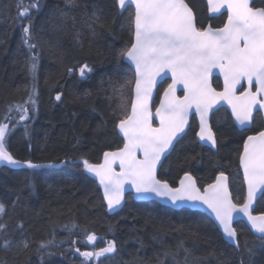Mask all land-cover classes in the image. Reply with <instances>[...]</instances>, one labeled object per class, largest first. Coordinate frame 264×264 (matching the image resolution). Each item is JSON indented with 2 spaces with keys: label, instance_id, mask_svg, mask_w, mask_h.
<instances>
[{
  "label": "trees",
  "instance_id": "1",
  "mask_svg": "<svg viewBox=\"0 0 264 264\" xmlns=\"http://www.w3.org/2000/svg\"><path fill=\"white\" fill-rule=\"evenodd\" d=\"M33 2L22 0L25 6ZM193 3L199 25L217 26L223 21L224 16H208L204 0ZM256 3L262 6L261 0ZM94 10H99L100 21L92 19ZM130 11L121 13L116 0H74L72 6H66L65 0H41L40 10H32L21 21L17 19L18 0H0V122L9 124L7 148L17 160L56 165L34 170L11 165L0 168V202L6 206L0 223L7 225L0 230V241H14L8 248L0 243V264H84L75 249L92 250L86 244L89 234H95L98 247L109 240L116 242L117 252L101 258L99 264H156L157 255L180 240L193 247L189 229L210 238L208 243L196 241V255L214 247L218 255L223 253L220 259L240 264L247 241L249 246L257 245L252 264H264V245L242 225L237 229L241 245L237 251L199 211L174 210L155 201H136L129 195L123 208L110 214L98 183L82 165L61 163L82 157L99 163L105 151L123 146L116 128L123 115L119 89L132 78V72L117 53L131 40ZM29 20L31 42L39 53L34 105L29 101L33 86L27 63L30 53L22 42V25ZM85 63L93 71L81 78L79 68ZM57 93L62 94L61 101L55 100ZM122 95L131 98L133 85L125 87ZM21 108H27V113ZM257 125H262L261 118H256L254 127ZM214 129L217 152L198 143L191 129L166 159L160 178L174 183L180 174L190 171L199 181L207 182L225 171L239 196L243 184L238 156L246 132L239 131L224 110L214 118ZM21 222L23 227H17ZM73 224L78 227L72 228ZM181 225L184 231L178 230ZM22 239L28 241L27 249L16 243ZM42 241L53 243L39 249ZM160 259L163 264H174L170 256L160 255ZM89 264L98 262L93 259ZM207 264H216V258L209 257Z\"/></svg>",
  "mask_w": 264,
  "mask_h": 264
},
{
  "label": "snow or ice",
  "instance_id": "2",
  "mask_svg": "<svg viewBox=\"0 0 264 264\" xmlns=\"http://www.w3.org/2000/svg\"><path fill=\"white\" fill-rule=\"evenodd\" d=\"M65 3L66 6H72L74 0H65ZM206 3L210 14H220L226 10L227 19L222 27L214 28L211 24L198 26L193 0H116L121 13L131 9L128 16L131 40L117 53L119 59L130 63L132 72V78L126 79L119 89L123 115L116 128L123 136V146L114 151H105L100 163H91L83 157L80 161L66 160L61 163H81L86 173L94 174L103 187V198L110 210L121 204L125 184H130L142 198L155 196L175 206L185 202L202 204L214 216L222 236L239 251L241 245L238 230L234 226L237 216L246 218L250 230L257 234L260 245H264V212L254 214V201L257 194L264 190V129L247 135L238 156L247 184V195L242 203L239 197L233 199L224 171H220L215 181L206 185L203 191L190 171L184 172L176 187L168 180L157 177V166L161 164L162 158H166L173 141L185 131L193 109L200 117L196 135L212 148L217 145V137L208 123V113L219 102H227L235 121L242 127L250 128L255 120L254 113L264 111V0H261L260 7L254 6L253 0H206ZM40 6L41 0H34L27 6L18 0L17 19L24 20L32 10L39 11ZM92 19L100 21L99 10L92 12ZM100 26L105 25L101 23ZM30 29L29 20L27 25H22V42L30 53L27 63L33 86L29 101L34 105L32 97L36 94L39 53L35 52L37 45L31 42ZM214 69L223 75L222 91L212 86ZM68 71L72 72V69ZM92 71L85 63L79 68V75L84 78ZM169 73L172 82L164 89L159 106L153 113L152 93L157 78H167ZM241 81H246L248 87L237 94ZM132 85L134 95L125 98L122 90ZM178 85H183L182 97L176 95ZM55 100L61 101L62 94L57 93ZM27 111V108H21L22 113L26 114ZM154 117L159 119L158 126H153ZM20 119H25V115L22 114ZM8 129L9 124L0 122V163L24 165L33 170L56 166L34 163L31 159L17 160L6 145ZM138 153L141 155L138 156ZM117 164L119 171L115 168ZM27 179L31 182L30 177ZM5 212L6 206L0 202V216ZM17 227L22 228V222ZM76 227L72 225V228ZM6 228V224L0 223V230ZM178 230L184 231L185 226L181 225ZM189 233L194 237L193 247H186L185 241L180 240L174 247H165L162 254L157 255L156 264H163L160 255L170 256L174 264H207L209 257H215L216 264H229L226 259H220L223 253L218 255L214 247H210L204 255H196V241L208 243L210 238L207 233L199 231L189 229ZM96 240L95 234L86 236V244H94ZM0 243L8 248L14 241L5 238ZM16 243L25 249L29 247L28 241L24 239ZM52 243L42 241L39 249ZM256 246L244 242L240 264H252ZM75 251L84 258V264H89L93 259L99 264L101 258L117 252V245L114 240H109L105 247L98 250L81 252L76 248ZM181 255L182 259L179 258Z\"/></svg>",
  "mask_w": 264,
  "mask_h": 264
},
{
  "label": "water",
  "instance_id": "3",
  "mask_svg": "<svg viewBox=\"0 0 264 264\" xmlns=\"http://www.w3.org/2000/svg\"><path fill=\"white\" fill-rule=\"evenodd\" d=\"M205 1H206V0H205ZM206 4H207V3H206ZM222 13H227V12H226V10H222L220 14H210V13H209V14H210V16H219V15H221ZM124 61H125L128 65H130V63H129L128 61H126V60H124ZM214 76H219V77L222 79L223 83H224L223 75L219 72L218 69H214V70H213V73H212V76H211V83H212V86H213V77H214ZM167 79L171 80V74H170V73L168 74V77H167V78H164V79L157 78V83H156V86H155V88L153 89V93H152V111H153V113L155 112L156 107L159 106L160 99L163 97V93H162L161 96H160V98H159V100H158V102L156 103V100H157V94H158V89H159L160 85H161L165 80H167ZM171 82H172V81H171ZM244 82H246V81H241V85L238 86L237 92L242 88ZM246 84H247V82H246ZM213 87H214V86H213ZM247 87H248V85H247ZM214 88H215V87H214ZM133 89H134V87H133ZM222 90H223V89H222ZM222 90H217V91H222ZM252 90H253V89H252ZM180 93H183V95H184V92H183V85H178V86H177L176 95H177V96H180V95H179ZM133 95H134V91H133ZM183 95H182V96H183ZM182 96H180V97H182ZM221 107H226V108L229 110V112L231 113V107L227 104V102H225V101H221V102H219V104L216 105L215 108H214L213 110H211V111L208 113V123L210 124L211 127H212V125H211L212 115H213V113H214L215 111H217V110H218L219 108H221ZM256 112H258V111H256ZM256 112H255V113H256ZM260 112H262V114H263V118H264V111H260ZM255 113H254V115H255ZM194 114H196L197 121H198V124H199V122H200L199 114L196 113L195 110L193 109V110L190 112L189 116H188V124H187L186 127H185V131H184L183 133H181V134L179 135V137H178L176 140L173 141V147L170 149V151H169V153L167 154L166 158L170 155V153H171L172 150L174 149L176 143H177V142H178V141H179V140H180V139H181V138L187 133V131L189 130V128H190V124H191V120H192V116H193ZM231 115H232V113H231ZM232 117H233V119H234V122L236 123V125H238V127H239L240 129L248 128V127H242V126H240V125L235 121V118H234L233 115H232ZM152 123H153V126H158V125H159V119L154 117ZM251 127H252V125H251ZM118 132H119V130H118ZM119 134H120V136L123 138L122 134H121V133H119ZM198 140L200 141L199 137H198ZM200 142H201L202 144H205V145L210 146V144H209L208 142H204V141H200ZM210 147H211V146H210ZM214 149H215V148H214ZM108 151H114V150H108ZM137 155L140 156L141 154L138 153ZM166 158H162V162H161V164H159V165L157 166V177H158V178H159V175H158V174H159L160 168H161V166H162V164L164 163V161H165ZM102 160H103V157H102ZM102 160H101V162H102ZM71 161H73V160H71ZM64 164H65V163H64ZM75 164H76V163H75ZM80 164H81V163H80ZM6 165H7L6 163H0V168L3 167V166H6ZM11 166H12V165H11ZM22 166H24V165H21V166H13V167H22ZM115 168H116L117 171H119V166H118V164L115 165ZM241 170H242V174H243V169H242V167H241ZM87 175L90 176L92 179H94V180L98 183V185H99V187H100V189H101V191H102V194H103V187L99 184V180H98V178L95 177L94 174H91V173H87ZM159 179H160V178H159ZM212 183H213V182H212ZM245 183H246V182H245ZM177 186H178V185H177ZM228 187H229V186H228ZM246 189H247V184H246ZM229 191H230V189H229ZM262 191H263V190H262ZM262 191H261L260 193L257 194V199L260 197ZM129 194H132L133 197H134V200H136V201H142V202H147V201H158V202H160L161 204L166 205V206H169V207L174 208V209H181V208H183V207H188V208H191V209H194V210H202V211H204L205 213H207V214L212 218V220L217 224V222L215 221L214 216L212 215V213L210 212V210L207 209V207L204 206V205H202V204L193 205V204L190 203V202H185L184 204H182V205H180V206H175V205H172L170 201H168V200H164V199H160V198L155 197V196H150V197H147V198H142V197L138 196V195L135 193V189L132 188V186H131L130 184H125V186H124V193H123V197H124V198H123V200L121 201V204L118 205V206H116L115 208H113V209H111V210L107 207L108 212H109L110 214H113V213H115V212L121 210V209L123 208V206L125 205L126 198H127V196H128ZM257 199H256V200H257ZM104 200H105V199H104ZM256 200L254 201V208H255ZM105 203H106V205H107V201H106V200H105ZM238 220H244V221L246 222V218H242V217H240V216H237L236 220L234 221V224H235V222L238 221ZM249 228H250V227H249ZM220 231H221V230H220ZM224 238H225V237H224ZM225 239H226V238H225ZM226 241H228V240L226 239ZM228 242H229L230 244H232V242H230V241H228ZM232 245H233V244H232Z\"/></svg>",
  "mask_w": 264,
  "mask_h": 264
},
{
  "label": "flooded vegetation",
  "instance_id": "4",
  "mask_svg": "<svg viewBox=\"0 0 264 264\" xmlns=\"http://www.w3.org/2000/svg\"><path fill=\"white\" fill-rule=\"evenodd\" d=\"M205 1V0H204ZM255 3V0H253V5L254 6H256V7H260L261 5H258L257 3L256 4H254ZM205 4H206V1H205ZM206 7H207V4H206ZM207 14H208V16L210 17V18H213V17H222V16H224V19H223V21L219 24V25H217V26H212V24L211 23H206L205 25H203V26H208L209 24H211V26L212 27H222L223 26V23L226 21V19H227V13H222L221 15H219V16H210V14H209V12H208V10H207ZM198 26H200L199 24H198ZM169 83H171V80H169V79H167V80H165L161 85H160V87H159V89L162 87V89H161V91H160V96H161V94L164 92V89L165 88H167V86H168V84ZM213 86L217 89V90H222L223 89V81H222V79L219 77V76H214L213 77ZM245 88H247V84H246V82H244V84H243V86H242V88L237 92V94H239V92H241V91H243ZM253 91H255V87H253ZM180 96H182L183 95V93H180L179 94ZM157 96H158V94H157ZM160 96H159V98H160ZM159 98H157V100H156V102L158 101V99ZM221 110H224V111H226L228 114H229V116L231 117V120H232V122L234 123V125L236 126V128L239 130V131H244V132H246L245 133V135H244V138H243V140L244 139H246L247 138V135H252V134H254V132L255 131H259V130H261V129H264V118H263V114H262V112H260V111H258V112H256L255 113V120H254V123L252 124V127H250V128H244V129H240L239 127H238V125H236V123L234 122V119H233V117H232V115H231V113L229 112V110L226 108V107H221V108H219L217 111H215L214 113H213V115H212V120H211V125H212V129H213V131L216 133V131H215V129H214V118L216 117V115H217V113L218 112H220ZM256 118H261V120H262V125H257L258 127H254V124H255V122H256ZM192 129V133H194V136H195V139H196V141L198 142V143H200L202 146H204V147H208V148H210L211 150H213L214 152H217V150H218V136H217V133H216V137H217V145H216V147H215V149L214 148H212V147H210V146H208V145H205V144H202L199 140H198V136L196 135V133L199 131V124H198V121H197V117H196V114H194L193 116H192V120H191V124H190V128H189V130L187 131V133L176 143V145H175V147H174V149L172 150V152L175 150V148L177 147V145H178V143L179 142H181L184 138H186V136L188 135V133L190 132V130ZM243 140H242V145H243ZM116 150V149H115ZM242 151V148H241V150H240V152ZM172 152L170 153V155L172 154ZM239 152V153H240ZM169 155V156H170ZM168 156V157H169ZM167 157V158H168ZM166 158V159H167ZM166 159H165V161H166ZM165 161H164V163H165ZM164 163L162 164V166H161V168H160V171H159V178H160V172H161V169L164 167ZM238 164H239V159H238ZM239 175L241 176V179H242V184H243V191H241V193H240V195L239 196H236V193L234 192V190H233V188H232V186H231V178H230V176L228 175V173H226L225 171V174L228 176V186H229V189H230V192L232 193V196H233V199L235 200V198L236 197H239L240 198V202L242 203L243 202V199L246 197V195H247V189H246V183H245V181H244V179H243V174H242V170H241V167H240V165H239ZM192 173V172H191ZM183 174L184 173H182V174H180L178 177H177V179H176V181L174 182V183H171L170 181H168L172 186H174V187H176L178 184H179V180H180V178L183 176ZM219 173H217L216 175H215V177L211 180H209V181H207V182H201V181H199L198 180V178L194 175V173H192V175L196 178V181H197V186L198 187H200V189H201V191H203V188L206 186V185H208V184H211L212 182H214L215 181V178H216V176L218 175ZM160 179H162V178H160ZM129 195H132V194H129ZM128 195V196H129ZM127 196V197H128ZM132 197H133V195H132ZM134 198V197H133ZM155 202H157V203H160V202H158V201H155ZM161 204V203H160ZM161 205H163V204H161ZM166 206V205H165ZM167 207H169V206H167ZM171 208V207H170ZM183 208H185V209H189V210H192V211H199V212H202V213H204L205 215H207L211 220H212V218L207 214V213H205L204 211H202V210H194V209H191V208H188V207H183ZM183 208H181V209H183ZM172 209H174V208H172ZM174 210H180V209H174ZM260 212H264V190L262 191V193H261V195H260V197L256 200V203H255V208H254V214H258V213H260ZM213 221V220H212ZM214 222V221H213ZM215 223V222H214ZM216 224V223H215ZM217 225V224H216ZM238 225H242L244 228H246V229H248L251 233H253L254 234V232L252 231V230H250V228H249V226L247 225V223L244 221V220H238V221H236L235 222V224H234V226L238 229L239 228V226ZM217 227H218V225H217ZM219 228V227H218ZM220 230V229H219ZM254 235H256V234H254ZM257 236V235H256ZM238 237H239V233H238ZM225 239V238H224ZM225 241H226V239H225ZM226 242H228V241H226ZM229 243V242H228ZM230 244V243H229ZM93 248H92V250H98L99 248H102V247H104V245L103 246H101V247H98V246H95V243L94 244H90ZM232 245V244H231Z\"/></svg>",
  "mask_w": 264,
  "mask_h": 264
}]
</instances>
